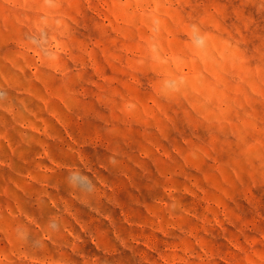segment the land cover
<instances>
[{"label":"rangeland","instance_id":"rangeland-1","mask_svg":"<svg viewBox=\"0 0 264 264\" xmlns=\"http://www.w3.org/2000/svg\"><path fill=\"white\" fill-rule=\"evenodd\" d=\"M0 264H264V0H0Z\"/></svg>","mask_w":264,"mask_h":264}]
</instances>
